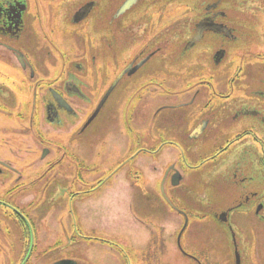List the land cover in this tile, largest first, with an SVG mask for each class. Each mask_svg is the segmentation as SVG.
Returning a JSON list of instances; mask_svg holds the SVG:
<instances>
[{
	"label": "flooded vegetation",
	"instance_id": "af4514ba",
	"mask_svg": "<svg viewBox=\"0 0 264 264\" xmlns=\"http://www.w3.org/2000/svg\"><path fill=\"white\" fill-rule=\"evenodd\" d=\"M129 2L0 0V183L23 181L28 134H33L32 147L43 143V124L53 136L71 135L77 128L73 122L85 113L79 105L91 104L96 91L98 104L78 132L85 134L113 95L129 86L124 127L118 128L116 111L108 123L115 128L108 130L115 135L123 130L128 141L126 135L148 137L136 157H167L178 150L190 171L214 164L215 200L207 207L228 236L235 262L238 255L242 260L240 219L252 221L257 244L264 238V0ZM174 13L180 18L171 29L166 21ZM190 66L208 79L184 78ZM57 69L62 76L42 79L41 70ZM251 71L257 85L252 91L245 89ZM183 83L187 88L178 89ZM194 145L211 148V155L190 162L185 149L193 153ZM50 154L44 150L40 161ZM161 174L163 184L172 186L178 176L180 184L173 188L186 178L176 163H167ZM168 204L173 210H130L126 227H118L126 220L120 210L82 214L102 229L83 227L73 211L65 219L56 217V210H0V264H157L163 259L170 264V241L181 264H206V255L186 251L182 243L191 217L199 227L205 208L194 200L183 203L189 210ZM169 217L179 221L173 234Z\"/></svg>",
	"mask_w": 264,
	"mask_h": 264
},
{
	"label": "rangeland",
	"instance_id": "374dc122",
	"mask_svg": "<svg viewBox=\"0 0 264 264\" xmlns=\"http://www.w3.org/2000/svg\"><path fill=\"white\" fill-rule=\"evenodd\" d=\"M183 11L185 12V10ZM176 14H171L166 21V25H169L171 29L180 18L179 14ZM41 71L42 79L47 81L62 76V71L58 69L52 73H48L46 70ZM203 73V70L200 71L199 68L190 66L185 72L184 78L208 79L207 74ZM252 75L256 76L255 72L251 71L245 75L247 82H245V89L251 91L257 87L256 83L253 84L251 81ZM262 76H264L263 71L261 72ZM131 83L128 82L129 85ZM187 84H179L178 89L187 88ZM28 89L30 90V88ZM129 90V86L119 89L111 98L104 112L85 134L79 136L78 132L86 116L93 112L98 104L99 97L96 96V91H94L95 96H93L91 104L79 105L80 110L82 108L83 111L85 110V116L80 113L79 117L75 119L73 126L77 128L71 135L67 133L53 136L54 131L49 128V125L43 124L44 135L39 138L43 143L37 147L33 146L37 151L28 154L30 147L35 149L32 147L33 134H28L25 157L27 161L25 162L23 181L19 183L10 181L5 185L0 183V210H56L60 213L56 217L65 219L66 215L73 211L77 214L78 222L83 227L94 225L96 228L102 229L103 226H100V223L92 217L85 220L82 214L85 211L96 214L102 211L117 213L120 210L123 212L121 217L126 220H122L118 227H126L125 222H130L128 214L130 210H173L169 206L168 200L174 206L189 210L190 207L184 206V202L200 201L201 208H205V210L200 211L197 220L200 218L204 221L200 223L199 227H196L193 223L194 217H191L189 229L183 238V246L186 251L191 253L206 255L205 258L208 260L206 264H237L233 248L228 242V236L225 235L222 228L213 222L212 210L209 206L207 207L215 200V195L210 190V177L214 164L207 163L198 171H190L183 167V163L180 161L181 152L178 150H176L177 152L172 151L167 157L164 156V153L156 156L143 153L136 157L134 155L138 152L139 143H147L148 137L126 135L131 140L128 141L123 130L118 131L116 135L108 130L115 128L114 125L110 126L108 123L111 122V116L116 111L121 116V124L118 128L124 127L123 117L125 118L129 114L130 108L127 109L126 101L123 98L129 94ZM169 90L170 87L164 94L167 95ZM90 91L91 88L88 93ZM28 93L32 94V90ZM25 100L27 107L30 105V97ZM103 131H106L105 135ZM220 143L222 144V142ZM46 149L51 154L44 161H40L43 151ZM193 149L195 150L194 154L185 149V155L190 162L193 161L192 163L200 162L201 159L211 155V148L194 145ZM148 160L149 163H147ZM31 163H36V168H31ZM167 163H176L178 167H181L182 175L186 174L185 181L179 188H173L169 181L163 184L161 172ZM136 174L141 175V178L136 179ZM12 189L15 192H12ZM92 189H94L93 192H90ZM178 195L181 199L176 197ZM219 200L222 201L220 198ZM172 214L170 211L169 215L173 216ZM239 216L243 217L242 214ZM167 221H169V230L172 234L178 231V220L175 221L174 218L169 217ZM161 222L159 220V224ZM9 223V221L1 222L5 233H7ZM164 223H167L165 219ZM238 229V241H240V252H242L241 263L264 264V238H261L260 245L256 243L255 235L257 233H255L252 221L241 218ZM126 230H129V227ZM14 231L17 232L16 227H14ZM189 236H191L190 242L194 246L186 241ZM5 239L11 241L12 238L8 234ZM167 247L166 254L169 263L181 264L175 257L178 253L173 241H170ZM164 260L157 264H163Z\"/></svg>",
	"mask_w": 264,
	"mask_h": 264
},
{
	"label": "water",
	"instance_id": "95a60500",
	"mask_svg": "<svg viewBox=\"0 0 264 264\" xmlns=\"http://www.w3.org/2000/svg\"><path fill=\"white\" fill-rule=\"evenodd\" d=\"M130 2H131V0H130ZM129 2V3H130ZM172 184H173V186H178L179 184H180V181H179V178H178V176H176L174 179H173V182H172ZM240 257H239V255L237 256V261H236V263L237 264H241L240 263Z\"/></svg>",
	"mask_w": 264,
	"mask_h": 264
}]
</instances>
